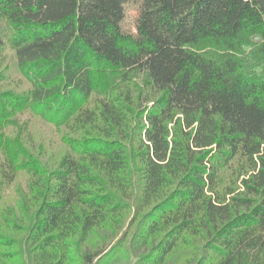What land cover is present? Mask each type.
<instances>
[{"label":"trees","instance_id":"16d2710c","mask_svg":"<svg viewBox=\"0 0 264 264\" xmlns=\"http://www.w3.org/2000/svg\"><path fill=\"white\" fill-rule=\"evenodd\" d=\"M7 51L0 264H264V0H0Z\"/></svg>","mask_w":264,"mask_h":264},{"label":"rangeland","instance_id":"374dc122","mask_svg":"<svg viewBox=\"0 0 264 264\" xmlns=\"http://www.w3.org/2000/svg\"><path fill=\"white\" fill-rule=\"evenodd\" d=\"M138 15V5L135 2H128L124 6V19L122 21V27L125 30L134 31L136 19ZM14 62L12 61V56L10 52H3L0 54V71L3 70L5 74L9 75L7 81H5L3 88L6 87H15L17 85L23 86L21 83L19 75L14 70ZM2 85V83H1ZM63 132L57 128L44 123L40 120H36L32 126V138L33 145L32 149L36 152L40 151L41 158L48 162L54 163L60 158V156L65 151V146L62 142ZM0 230H5L9 233H15L16 231H11L10 227L6 228L0 225ZM16 247L10 245H0V252H11ZM183 249H179L176 253L181 254ZM175 253V254H176ZM21 258L19 255L8 256L1 259V262L4 264H20ZM71 264H76L72 262Z\"/></svg>","mask_w":264,"mask_h":264}]
</instances>
